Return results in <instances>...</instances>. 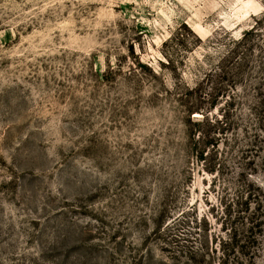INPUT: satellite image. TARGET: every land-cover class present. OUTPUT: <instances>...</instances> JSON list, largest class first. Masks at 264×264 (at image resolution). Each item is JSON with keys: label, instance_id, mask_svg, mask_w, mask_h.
<instances>
[{"label": "rangeland", "instance_id": "1", "mask_svg": "<svg viewBox=\"0 0 264 264\" xmlns=\"http://www.w3.org/2000/svg\"><path fill=\"white\" fill-rule=\"evenodd\" d=\"M0 264H264V0H0Z\"/></svg>", "mask_w": 264, "mask_h": 264}]
</instances>
